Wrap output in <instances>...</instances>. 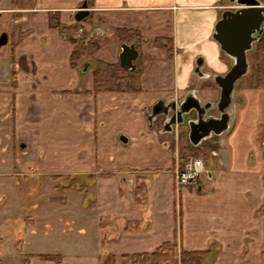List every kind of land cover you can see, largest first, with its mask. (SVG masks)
Listing matches in <instances>:
<instances>
[{"label": "crops", "instance_id": "crops-1", "mask_svg": "<svg viewBox=\"0 0 264 264\" xmlns=\"http://www.w3.org/2000/svg\"><path fill=\"white\" fill-rule=\"evenodd\" d=\"M258 1L264 6V0ZM84 3L90 15L77 22L75 15ZM241 8L231 0H36L28 9L16 56L25 58V69L35 72L37 93L72 89L80 100L88 99L84 104L52 103L60 110L55 118L57 143L49 157L41 153L47 158L36 172L64 174L83 183L64 186L72 197H51L46 203L44 219L51 223L57 247L47 254L12 258L9 264H101L109 255L115 264H132L130 256L153 253L173 242L176 232L179 251L208 252L209 264H264L263 152L259 146L246 147L257 130L249 125L247 110L256 105L234 104L231 132L196 146L215 147L203 157L212 179L203 177L198 189L176 186L181 131L163 129L165 116L154 113L157 104L179 106L203 84L209 88L212 76L231 70L234 59L214 34L227 11ZM56 22L62 30L52 25ZM121 29L140 33L143 41L122 42ZM71 36L100 45L96 63L119 64L123 46L134 45L139 53L135 70L122 68L137 79L138 91L101 87L93 95V73L71 66ZM159 38L173 40V57L155 45ZM78 108L87 113L85 123L98 128L96 137L78 129ZM121 136L129 142L123 144ZM136 180L147 187L144 204L133 194ZM39 255L61 259L45 261Z\"/></svg>", "mask_w": 264, "mask_h": 264}, {"label": "rangeland", "instance_id": "rangeland-1", "mask_svg": "<svg viewBox=\"0 0 264 264\" xmlns=\"http://www.w3.org/2000/svg\"><path fill=\"white\" fill-rule=\"evenodd\" d=\"M55 16L56 14H52V17ZM10 48L9 45L0 49V264H9L13 262L12 258L19 260L22 255L29 257L28 255L34 253L47 254V251L57 247L56 237H51V223L44 219L49 209L46 203L51 197L63 199L72 197L64 186L78 181L76 182L77 186L81 179L76 180V178L67 177L64 174L36 172L37 164L39 165V162L50 156V151L57 143L55 118L60 114V110L56 111L54 108L58 106L52 103L64 100L68 102L67 104H84L82 101H88L85 99L86 97H81L80 100L77 90L72 89L37 93L34 89V81L37 78L35 72L32 69L23 68L26 67L23 63L27 62L25 58H12ZM87 62L92 63V67L88 70L91 74L96 68L93 58L83 60L80 69ZM249 64L248 74L235 86L233 102L234 104H249L251 102L256 105L247 110L251 114L249 125L252 129L257 128V130L254 131L253 141L246 147L255 149L259 146L263 152L264 168V55L260 59H256L251 54ZM17 66L19 69H16ZM30 66L33 67V64L30 63ZM256 66L260 70L262 88H258L255 78ZM24 75L29 76V79L23 77ZM205 86L202 85L198 97L203 101L216 100L220 92L214 81L209 83V88H205ZM258 89L263 90L259 92ZM85 94L89 95L90 93ZM94 94L96 95L95 92ZM195 113L192 111L186 115V120L194 119ZM86 115L85 110L78 108L75 121L77 127L79 130H84L86 134L96 137L98 128L85 123ZM232 126L231 122L229 130L222 136L229 134ZM180 129L179 132H183V139L182 142L181 138L179 140V143L181 142L179 144L180 157L177 161L182 160L184 148L192 144L189 139L190 125L185 123L180 126ZM216 137L221 138L220 136ZM20 142L28 144L30 152L26 157L21 155ZM65 149L68 150V148ZM44 151L49 153L47 157L46 153L41 155ZM254 155L256 154L253 153ZM55 186L60 189L54 190ZM85 196H82L81 200ZM67 232L68 230L65 231V234ZM44 234H49L50 237H45ZM179 257V252L172 254L165 264H179ZM203 264H209L207 259Z\"/></svg>", "mask_w": 264, "mask_h": 264}, {"label": "water", "instance_id": "water-1", "mask_svg": "<svg viewBox=\"0 0 264 264\" xmlns=\"http://www.w3.org/2000/svg\"><path fill=\"white\" fill-rule=\"evenodd\" d=\"M232 3H237L242 6L237 12L227 11L222 20L217 24L215 39L221 45V49L234 59V64L231 70L224 76H212L215 85L220 89V100L217 104L220 118L211 119L208 121L199 119L198 122H190V141L194 146H198L204 139L211 137V133L216 136H222L230 128L233 118V100L235 86L239 80L246 76L250 70L248 53L254 50L256 44L264 32V7L258 0H231ZM90 15L88 4L84 3L82 9L75 15L77 22L83 21ZM8 43V37L3 35L0 39V46ZM139 53L134 45L123 46V52L120 55V63L123 68L130 71L135 70L134 61L137 60ZM88 65H85L84 72H87ZM201 66L198 64L196 72L199 74ZM194 100L196 104H189V100ZM185 104H182L180 110L177 111V106L174 105L168 108L163 113L160 109L162 105L157 104L154 107V113L162 114L169 117V114L175 113L179 116L178 124H183L184 116L189 115L192 110L201 109V104L197 98L190 96ZM206 111L211 105H205ZM173 117V116H172ZM214 124V125H212ZM176 125L175 118L172 119L166 126L168 132L173 131V126ZM120 141L123 144L129 142L126 136H121ZM264 210V209H263Z\"/></svg>", "mask_w": 264, "mask_h": 264}, {"label": "trees", "instance_id": "trees-1", "mask_svg": "<svg viewBox=\"0 0 264 264\" xmlns=\"http://www.w3.org/2000/svg\"><path fill=\"white\" fill-rule=\"evenodd\" d=\"M54 20H51V23ZM54 27L62 30L61 24L57 22ZM118 36L122 42L134 41L140 44L143 41V37L136 31L119 30ZM69 42L73 46V52L71 55V66L73 68H79L83 60L93 58L97 51L100 49V45L95 42L85 41L76 37H69ZM155 45L161 49L167 51L170 57H173L174 43L171 39L159 38L156 40ZM256 59H260L264 55V33L260 37V40L256 43L254 51L252 53ZM89 67L92 63H86ZM255 78L258 82V88H262V78L260 70L256 66ZM93 79L95 84V93L104 87V90L119 93H133L138 91L137 79L130 71L125 70L119 64H108L104 62H97L95 71L93 72ZM181 142L183 135H181ZM180 142V143H181ZM215 147L205 146L203 148L196 147L190 144L182 151V159H186L188 155H194L195 157H206L210 154ZM105 177H111L113 175L106 174ZM133 194L138 204H144L147 202V187L141 180H136L135 186H133ZM178 235L175 233V240L173 242H167L162 244L153 253L137 254L130 256L132 264H165L168 262L172 254L179 252V264H203L208 258V252H188L184 250H178ZM45 261H59L61 256L59 255H39L37 256ZM124 257V256H123ZM128 257V256H125ZM101 264H115V257L109 255L105 261Z\"/></svg>", "mask_w": 264, "mask_h": 264}, {"label": "flooded vegetation", "instance_id": "flooded-vegetation-1", "mask_svg": "<svg viewBox=\"0 0 264 264\" xmlns=\"http://www.w3.org/2000/svg\"><path fill=\"white\" fill-rule=\"evenodd\" d=\"M35 4H36V0H0V39H1V37H3V35H6L8 37V43L4 46H0V49H3V48L10 45L11 46L10 55L12 58H17L16 47L18 46V44L20 43V41L22 40V38L25 35V33L22 30L25 27L27 20H28V14H29L28 9L30 7L32 9V7ZM1 6H4V8H1ZM263 28H264V24H263ZM250 54L251 53L248 54V58H249ZM23 64L25 65V63H23ZM23 64L21 65V67L23 66ZM85 65L83 66L82 69L85 68ZM18 66L16 67V69H19ZM90 67L88 66V69ZM23 68H25V67H23ZM84 73H86V72H84ZM198 92L199 91L197 89H195L190 96H194L195 98H197L199 100V102L201 104V109H199L198 111L192 110V111L196 112L194 115V119L190 118L187 121L185 116H184L185 121L183 124H185V123L189 124L190 122H198L199 119H203V120L208 119V121H209L211 119H218L221 116L219 111H218V107L215 105L219 102L220 95L216 100L208 99V100L203 101L200 97H198ZM219 92H220V89H219ZM190 96H188V97H190ZM186 99L183 102L179 103L180 105L177 106V111L180 110V107L182 104H185L187 102ZM189 104H196V103L194 100L191 99V100H189ZM207 104L211 105V107L209 109H207V112L205 113V111H206L205 105H207ZM233 104H234V102H233ZM168 108H171V107H168ZM168 108L162 106V108L160 110L163 111V113H164L165 111H167ZM174 118L176 120V125L173 126V131L176 130L178 132L179 130H181L180 126L183 124H178L177 120H179V116L175 115V113H172V112L169 114V117H163L162 118V128L165 129L166 126L168 125V123ZM212 125H214V124H212ZM181 135H183L182 131H181ZM211 136L216 137V135H214L213 133H211ZM179 140H180V138H179ZM190 143H191V141H190ZM19 145H21L22 157L28 156L29 152H30V150L28 149V144L25 142H20ZM22 157H20V158H22ZM179 157L180 156H178V158ZM178 158H177V160H178ZM186 159H187V157H186ZM20 160H22V159H20ZM185 160L182 159L181 162L185 161Z\"/></svg>", "mask_w": 264, "mask_h": 264}, {"label": "built area", "instance_id": "built-area-1", "mask_svg": "<svg viewBox=\"0 0 264 264\" xmlns=\"http://www.w3.org/2000/svg\"><path fill=\"white\" fill-rule=\"evenodd\" d=\"M175 183L178 188L198 189L203 177L212 179V172L201 157L188 156L185 161H178L175 169Z\"/></svg>", "mask_w": 264, "mask_h": 264}]
</instances>
